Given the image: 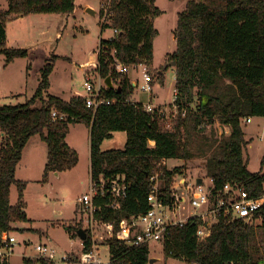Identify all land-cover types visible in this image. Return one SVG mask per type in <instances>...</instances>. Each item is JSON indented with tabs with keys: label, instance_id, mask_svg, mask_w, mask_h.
I'll list each match as a JSON object with an SVG mask.
<instances>
[{
	"label": "trees",
	"instance_id": "obj_1",
	"mask_svg": "<svg viewBox=\"0 0 264 264\" xmlns=\"http://www.w3.org/2000/svg\"><path fill=\"white\" fill-rule=\"evenodd\" d=\"M7 3L6 9H0V50L7 62L28 55L27 48L6 46L7 20L31 13L67 15L76 9V0H7ZM102 4L101 32L113 28L117 33L100 39L97 70L104 81L111 76L115 87L105 85L102 94L114 102L94 109L86 105L83 96L74 95L66 100L49 93L55 61L49 58L31 98L0 105V233L14 232L19 229L17 224L29 220L23 201L27 182L16 177L29 139L40 134L48 145L43 173V180L47 181L51 172L61 173L78 164V151L66 141L70 124L77 122L90 128L91 179L101 174L125 173L129 181L122 208H105L102 212L104 219L115 220L116 230L123 218L147 210L150 177L156 164L162 159L192 158L195 153L190 148V130L196 132L200 126L217 121L228 126L230 132L217 137L212 131L211 137H203L208 147L204 153L207 175L217 187L226 182H243L252 195L264 194V172H252L248 168L244 154L248 141L242 126L243 119L264 116V0H188L186 8L179 12L174 32L177 46L168 54V62H176L174 102L179 111L172 129L164 128L162 107L147 111L142 102L131 98L135 85L129 72L120 73L116 68L120 62L129 68L146 64L151 69L154 39L158 34L154 19L161 14V9L155 0H102ZM168 62L157 69L160 76L172 68ZM195 101L196 109L192 106ZM54 110L67 114V119L54 118ZM115 131L127 133L124 147L103 150V141ZM161 169L163 190L168 191L181 170L180 167L170 170L167 165ZM13 184L19 190L15 204L10 197ZM257 216L264 220V206ZM199 221L193 217L173 227L166 253L174 247L177 255H183L193 264L228 261L255 264L264 257L258 229L243 220L221 219L204 241L197 237ZM82 227L87 234L83 249L86 251L91 247V240L85 225L81 221L65 225L72 238L79 237ZM259 229L264 242V226ZM107 241L111 264H148L150 261L149 245L132 246L116 237ZM23 262L52 264L43 258L27 256Z\"/></svg>",
	"mask_w": 264,
	"mask_h": 264
},
{
	"label": "rangeland",
	"instance_id": "obj_2",
	"mask_svg": "<svg viewBox=\"0 0 264 264\" xmlns=\"http://www.w3.org/2000/svg\"><path fill=\"white\" fill-rule=\"evenodd\" d=\"M187 1L155 0V4L162 11L154 19L158 30L154 39L155 65L158 67L164 66L168 62V54L176 49L174 32L177 28L178 14L186 8ZM103 6L102 0H76V9L67 15L41 13L40 16L10 22L6 46L27 48L28 55L7 62L0 50V105L17 104L31 98L39 85L42 68L49 58L55 60L50 75L49 93L66 100L75 93L84 95L86 94L84 81L89 76L95 83L102 80L104 87L105 81L97 70L100 39L114 36L115 31L108 28L104 33L101 32L100 12ZM7 7V0H0V9ZM87 8H92L96 14L89 13ZM173 66L170 65L172 68ZM144 69L131 67L129 75L131 80L140 81V85L135 86L131 98L146 104L150 101L151 95L141 89ZM149 73L153 80V103H159L161 105L157 107L164 108L167 116V120H162L164 128L172 129L179 117L173 100L176 93L175 74L170 68L165 72V77H162L152 66ZM192 106L196 109V101ZM242 126L248 141L244 153L248 168L252 172H264V116H253L250 122L243 119ZM87 127L81 122L70 124L66 141L78 150L80 160L74 168L63 171L60 175L51 172L47 181L43 180L45 165H42L44 155L48 153L47 143L40 134L32 136L27 142L18 176L27 179L23 201L29 220L16 225L19 229L15 230L14 234L18 243L12 256L13 264H24V257L36 256L35 246L38 243L49 244L56 249L59 257L81 251V238H72L65 225L79 221L83 226L86 225L83 206L78 198L88 191L90 179V141ZM195 131L190 130V148L195 155L189 159L171 158L167 164L170 170L180 167L181 171L179 170L178 174L183 173L188 178L196 174L207 175L204 153H207L208 147L203 137H211L212 131L217 137L227 135L230 128L217 121L213 125L202 128L200 126ZM125 140V131H115L112 137L103 141L101 148L103 150L123 148ZM10 195L11 203H17L19 190L15 184L11 186ZM98 228L102 229V226ZM261 231L257 230L259 245L264 255ZM150 255L156 260L148 264L166 263V253L160 243L150 245ZM175 262L186 264L183 260Z\"/></svg>",
	"mask_w": 264,
	"mask_h": 264
},
{
	"label": "built area",
	"instance_id": "obj_3",
	"mask_svg": "<svg viewBox=\"0 0 264 264\" xmlns=\"http://www.w3.org/2000/svg\"><path fill=\"white\" fill-rule=\"evenodd\" d=\"M109 3L105 6V19L108 15ZM117 33V30H114ZM141 89L153 92L152 77L146 64ZM120 73H128L130 68L120 62L116 63ZM105 83V82H104ZM136 85L140 81L136 79ZM87 91L85 102L88 107L97 109L100 105L110 104L114 99H107L102 94L103 86L96 84L87 77L84 81ZM176 95V94H175ZM175 101V98H174ZM147 111L157 108L152 102L144 104ZM177 107V106H176ZM163 119L167 120L166 111L161 109ZM186 111H183V116ZM54 118L67 119V114L56 110L52 112ZM166 116V117H165ZM247 122L251 117L246 118ZM168 159H162L152 170L150 177V191L147 196L148 208L145 212L125 217L121 220L120 228L115 229V220H106L102 216L103 210H119L123 200L128 195L129 181L125 173L114 175L101 174L96 179H91L87 192L79 196L78 200L85 213V227L88 229L91 247L83 251L85 241L81 239V251L68 253L59 257L55 248L47 243H38L35 246L36 256L52 264H111L110 244L107 239L116 237L132 246L150 245L160 243L166 253V246L171 241V229L183 225L193 217L200 219L197 226L199 241L206 240L212 233L213 227L223 218L227 220L241 219L256 229L264 226L257 213L264 206V194L252 195L247 185L243 182H226L217 187L212 177L198 175L188 178L183 173L177 175L171 182L168 191L163 190L162 165H167ZM202 182L198 183V179ZM103 200V201H97ZM102 226V229L98 228ZM18 239L14 232L3 231L0 233V264H12V256ZM165 264H177L175 261H186L183 255H177L175 248L171 247L166 253ZM186 264H193L188 263ZM225 264H240L228 261ZM255 264H264V257Z\"/></svg>",
	"mask_w": 264,
	"mask_h": 264
},
{
	"label": "crops",
	"instance_id": "obj_4",
	"mask_svg": "<svg viewBox=\"0 0 264 264\" xmlns=\"http://www.w3.org/2000/svg\"><path fill=\"white\" fill-rule=\"evenodd\" d=\"M8 4V3H7ZM88 9V8H87ZM39 14H41V13H36V14H29V15H25V16H18V17H12V18H10L9 20H7V22H6V40L8 39V37H9V35H8V30H7V28H8V24L10 23V22H12V21H15V20H22V19H24V18H32L33 16H40ZM96 14V13H95ZM104 33V32H103ZM103 35V34H102ZM156 46H155V43H154V61H153V64H152V68H154V69H159L161 66H157V65H155V58H156V56H155V51H156V48H155ZM161 65V64H160ZM141 67V66H140ZM172 70H173V72H174V74H175V70L173 69V68H171ZM0 70H1V65H0ZM167 71V70H166ZM166 71H163V72H161L162 73V76L163 77H165V72ZM135 72V71H134ZM175 76V75H174ZM89 78H91L90 76H89ZM133 81V83H134V85L135 86H137L136 85V79H133L132 80ZM101 83L102 84V80H100V81H98V82H96V84H98V83ZM174 85H175V83H174ZM175 87V86H174ZM85 88V87H84ZM75 95H79V94H77V93H75ZM87 95V91H86V94H84V95H79V96H83V97H85ZM74 96V95H73ZM72 97V96H71ZM70 97V98H71ZM153 93L151 94V99H150V101L149 102H152L153 103ZM68 100V99H67ZM174 100V99H173ZM154 104V103H153ZM155 106H158V105H161V104H154ZM88 128V127H87ZM88 131H89V141H90V128H88ZM245 132V131H244ZM112 136H113V134H112ZM111 136V137H112ZM125 136H126V140H125V143H126V141H127V133L125 132ZM125 143H124V145H125ZM151 143L152 144H154V141H151ZM27 145V144H26ZM26 147V146H25ZM25 147H24V149H25ZM124 147V146H123ZM75 148V147H74ZM76 149V148H75ZM77 150V149H76ZM24 151V150H23ZM78 151V150H77ZM24 155V154H23ZM45 157H44V163L42 164L43 166L44 165H46V162H47V156H48V153H46V155H44ZM23 161V156H22V160L20 161V163H19V166H18V169H17V173H16V177L19 179V180H27V179H24V178H20L19 176H18V173L20 172V169H21V162ZM44 169H45V167H44ZM62 173V172H61ZM61 173H58V175H60ZM91 142H90V164H89V175H90V179H89V182H88V189H89V185H90V181H91ZM53 174H55L56 175V173H53ZM49 179V178H48ZM85 193V192H84ZM71 253H75V252H71ZM77 254V253H76ZM12 264H13V262H12Z\"/></svg>",
	"mask_w": 264,
	"mask_h": 264
},
{
	"label": "water",
	"instance_id": "obj_5",
	"mask_svg": "<svg viewBox=\"0 0 264 264\" xmlns=\"http://www.w3.org/2000/svg\"><path fill=\"white\" fill-rule=\"evenodd\" d=\"M87 11H88L89 13L93 14V15L96 13V11L93 10L92 8H88ZM21 16H22V15H21ZM175 64H176L175 61H172V62L169 63V65H175ZM105 84H106L108 87H115L114 83L112 82V78H111V76H109V77L106 79ZM56 175H58L57 172H56ZM201 182H202V178H199V179H198V183H201ZM78 233H79V237H80L81 239H85L86 236H87L86 231H85V229H83V228L79 229ZM155 260H156L155 258H150L149 263H153Z\"/></svg>",
	"mask_w": 264,
	"mask_h": 264
}]
</instances>
